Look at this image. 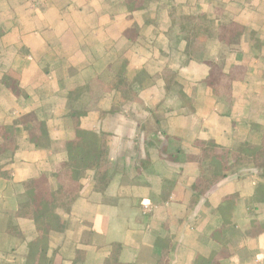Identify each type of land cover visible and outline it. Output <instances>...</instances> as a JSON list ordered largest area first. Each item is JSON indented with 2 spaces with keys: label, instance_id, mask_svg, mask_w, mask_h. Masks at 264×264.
Here are the masks:
<instances>
[{
  "label": "crops",
  "instance_id": "obj_1",
  "mask_svg": "<svg viewBox=\"0 0 264 264\" xmlns=\"http://www.w3.org/2000/svg\"><path fill=\"white\" fill-rule=\"evenodd\" d=\"M0 0V264H103L120 244V264H264V169L237 166L193 201L200 164L195 140L237 149L264 135V0ZM205 14L210 36L196 58L170 13ZM245 30L232 44L217 38L231 23ZM209 62L234 76L231 98L206 83ZM176 73L166 90L163 71ZM131 93L101 91L116 76ZM96 83H99L95 85ZM81 128L109 137L110 183L96 171L61 228L40 234L16 216L28 180L54 188ZM43 124L37 143L23 118ZM14 145L15 148H12ZM232 162H230V165ZM205 176L213 168L202 164ZM232 196L224 200V197ZM11 230V231H10Z\"/></svg>",
  "mask_w": 264,
  "mask_h": 264
},
{
  "label": "trees",
  "instance_id": "obj_2",
  "mask_svg": "<svg viewBox=\"0 0 264 264\" xmlns=\"http://www.w3.org/2000/svg\"><path fill=\"white\" fill-rule=\"evenodd\" d=\"M128 1V0H127ZM130 6L139 8L143 5V0H133ZM172 23L177 24L186 41L185 53L190 58H196L203 50V47L210 36V21L205 14L177 15L174 11L170 13ZM245 28L237 23L221 25L218 28L217 38L226 43L232 44L244 32ZM212 72L206 78V83L214 95L224 94L228 99L232 94V83L234 76L225 73L216 63L208 64ZM176 73L165 69L163 78L166 90H170L176 85ZM99 83H96L97 85ZM117 89L125 93H131V84L123 75H116L103 89L98 87V91L91 92L94 103L98 100L100 90ZM87 111L73 112L72 122L75 128V137L65 143V150L68 159L54 174L55 186L51 188L43 180H28L24 182L25 188L29 192V198L21 201L17 207L16 216L35 221L38 233H48L59 231L61 228L62 213H70L72 206L78 199L81 191V179L88 170L96 171V187L98 191L104 192L110 183L107 145L109 137L85 131L81 128V118ZM29 128L30 140L37 143L43 135V124L35 114H29L23 118ZM9 143L1 145L0 149L7 148ZM13 145V144H12ZM193 145L198 148L199 153L188 155L186 159L190 162L200 164L201 174L196 180L193 201L207 193L214 185L224 179L229 171L237 166H252L256 169H264V135L260 144L251 142L242 143L237 149L220 146L212 141L195 140ZM12 148H15L14 145ZM209 162L213 168L211 175L205 176L202 164ZM230 162L232 164L230 165ZM0 176L10 178V173L0 172ZM232 196H226L228 199ZM11 231V230H10ZM120 244H113L109 257L103 264H120L119 255ZM157 264H169V246L162 249V254ZM203 264H221L218 255L203 261Z\"/></svg>",
  "mask_w": 264,
  "mask_h": 264
}]
</instances>
